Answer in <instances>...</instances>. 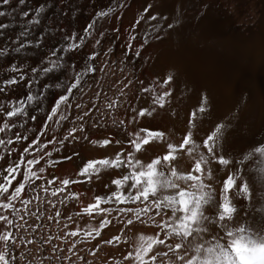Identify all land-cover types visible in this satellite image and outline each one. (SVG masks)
<instances>
[{
	"label": "bare ground",
	"instance_id": "1",
	"mask_svg": "<svg viewBox=\"0 0 264 264\" xmlns=\"http://www.w3.org/2000/svg\"><path fill=\"white\" fill-rule=\"evenodd\" d=\"M112 1L52 0L53 29L91 21L68 87L56 45L19 49L27 7H9L0 264H264V0Z\"/></svg>",
	"mask_w": 264,
	"mask_h": 264
},
{
	"label": "rangeland",
	"instance_id": "2",
	"mask_svg": "<svg viewBox=\"0 0 264 264\" xmlns=\"http://www.w3.org/2000/svg\"><path fill=\"white\" fill-rule=\"evenodd\" d=\"M4 4H1V2H0V4H1V6L2 5H4V6H2L3 8L2 9H4L3 11H2V13H3V15H4V18L5 19H7V20H5V22L2 24V26H1V30H0V35L5 39V41H6V51L8 52V51H10L11 52V47H10V45H11V34L13 33V30H14V27H13V24H12V22H11V20L9 19L10 18V16H11V13H12V10H10L11 8H9L10 7V5H12V1L13 0H1ZM27 0H25V2H26ZM66 2L65 0H58V4H60V5H62V7H63V5L65 4V3H63V2ZM70 0H67V2H66V4L64 5L65 7L64 8H66V5H67V3L69 2ZM72 1V3L73 2H75L76 0H71ZM71 1H70V3H68V4H71ZM79 1V0H78ZM76 1L77 3H80L81 1L83 2L84 0H81V1ZM119 1V2H118ZM114 0V1H112V2H115V4H116V2H118V5L120 4V2H121V0ZM229 2H232V3H234L236 0H228ZM24 2V0H22V2H21V7H23V10H25L26 9V7H27V9L25 10V11H23V10H20V11H23V12H20V15H21V19H20V22H19V24L17 25V27H16V31H17V33H18V35H17V37H18V47H19V49L20 50H26L30 45H32V44H36L37 42H39V43H46L45 45H47L48 47L47 48H53L54 47V45H56L57 46V48H59L60 49V51H59V54L62 56H59L60 57V60L61 59H63V61H64V63L65 62H67L68 61V63H66V66L64 67L65 69H62V70H60V72H59V80H60V76H61V80H63L62 82H61V84H60V87L62 86L63 87V85L65 84L66 85V83H67V87H68V84L69 85H71V84H74L75 82L74 81H76L77 80V74L76 73H74V72H77L78 73V69H80L81 70V67H82V65H83V61H84V57L83 56H79L78 57V55L73 51V49H74V47H73V42H70L69 40H73L74 39V34H73V32H75V33H78L77 31H79L78 30V26H76V24H77V22L76 21H74V22H72L71 24H69V23H64L65 21L63 20V22L61 23H59L60 24V27H58V29L57 28H55V29H53L54 28V26H48L51 22L49 21V23L47 22L48 20H49V18L48 17H50V20H52V18H56V16H57V14H56V11H54V12H52L53 11V6H52V0H29V1H27L26 3ZM28 2H29V4H28ZM111 2V3H112ZM77 3H73V5L72 6H74L75 4H77ZM89 3L90 4H92V2H90L89 1ZM88 3V4H89ZM23 4V5H22ZM25 4H27V5H29L30 7H28L27 5H25ZM47 4H49V5H47ZM89 4V5H90ZM108 4H110V3H108ZM107 4V5H108ZM25 5V6H24ZM33 5V6H32ZM87 5V8H86V12H87V14L88 15H90V16H92V15H94L96 12H94V11H96V7H94V5ZM1 6H0V9H1ZM48 6V7H47ZM76 6V5H75ZM93 6V7H92ZM32 7V8H31ZM50 7V8H49ZM112 7H113V5H112ZM119 7V6H118ZM48 8V9H47ZM114 8V7H113ZM1 9V10H2ZM34 9V10H33ZM50 9V10H49ZM106 7H105V11H106ZM118 9L119 8H115V9H113V12H112V14H114L115 12H117L118 11ZM27 10H28V12H27ZM42 10V11H41ZM52 10V11H51ZM9 12H10V15H9ZM25 12H27L26 13V15H31L32 17H33V23H35V24H33L32 25V27L34 26V29L32 28V29H30V26H28L26 23H27V20H25L24 18H25V16L26 15H24V13ZM36 12V13H35ZM30 13V14H29ZM43 13V14H42ZM53 13L54 14H56V16L55 15H53ZM8 14V15H7ZM39 14H41V16L39 15ZM45 14V15H44ZM46 14L48 15V14H50L49 16H46ZM51 14L54 16H52V18H51ZM111 14V15H112ZM37 15V16H36ZM44 15V16H43ZM111 15H109V16H111ZM8 16V17H7ZM38 16H39V18H41L42 16H43V18H41V19H39L38 18ZM27 17V16H26ZM39 19H37V18ZM44 17H46V18H44ZM45 19V20H44ZM34 20H35V22H34ZM37 20V21H36ZM44 20V21H43ZM24 21L26 22V23H24ZM45 21H46V23H45ZM86 21V20H85ZM85 21H83V22H85ZM22 22V24L23 25H20V23ZM36 22H38V23H36ZM40 22V23H39ZM43 22V23H42ZM76 22V23H75ZM83 22H78V24L77 25H79V24H81V23H83ZM89 21H87V22H85L84 24L86 25V27H87V25L88 24H90L91 25V21L88 23ZM63 23H64V25H63ZM108 23H109V19H108V17H106V19H104V23H102L103 24V26L105 27V25L107 24L108 25ZM39 24H40V26H39ZM42 24H46V26H48L50 29L52 28V31H56V32H54V33H56V34H54L52 31H50V29L49 28H47V27H45L44 25H42ZM48 24V25H47ZM73 24V25H72ZM105 24V25H104ZM24 25H26V26H24ZM36 25V26H35ZM75 26L76 28H74V27H70V26ZM90 25H88V27H87V29H89V27H90ZM106 25V26H107ZM22 26V27H21ZM23 26H24V29H23ZM44 26V27H43ZM80 26V25H79ZM84 26V25H83ZM21 27V28H20ZM28 27H29V29H28ZM39 27V28H38ZM40 27H42V28H40ZM82 27V26H81ZM108 27L109 26H107V27H105V28H103V29H105V30H102L103 31V33L104 34H107V33H111V31H107L106 32V30L108 29ZM111 27V26H110ZM18 28H20V29H18ZM61 28V29H60ZM62 28H63V30H62ZM70 28H72V29H70ZM80 28V27H79ZM107 28V29H106ZM44 29H45V31H44ZM57 29V30H56ZM75 29H77V30H75ZM81 29V28H80ZM111 29V28H110ZM27 30H28V34H27ZM30 30V31H29ZM36 30H38V33H37V31ZM40 30V31H39ZM62 30V31H61ZM73 30V31H72ZM75 30V31H74ZM19 31V32H18ZM48 33H47V32ZM21 32V33H20ZM50 32H52V33H50ZM60 32V33H59ZM65 32V33H64ZM71 32H72V34L73 35H71L70 36V34H71ZM30 33H31V35H30ZM68 33H70V34H68ZM102 33V34H103ZM19 34H23V35H25V36H21V35H19ZM35 34V35H34ZM47 34V35H46ZM49 34V35H48ZM53 34V35H52ZM62 34H64V35H62ZM68 34V35H67ZM108 34V35H109ZM27 35H29V38H31V39H26L27 37ZM56 36V37H53V36ZM61 35V36H60ZM68 37V38H66V36ZM34 36H36V37H34ZM39 39H38V38ZM43 37V38H42ZM50 37V38H49ZM23 39V40H22ZM34 39V40H33ZM37 39V40H36ZM42 39V40H41ZM45 39H47V40H45ZM58 39V40H57ZM63 39V40H62ZM67 39V40H66ZM35 40H36V43H34L35 42ZM42 41V42H40V41ZM43 40H44V42H43ZM50 40H51V42H50ZM19 41H21V42H19ZM27 41V42H26ZM52 42H54V43H52ZM91 42H92V35H91ZM30 43V44H29ZM53 45H52V44ZM25 44H28V45H25L26 46V48H24V45ZM72 45V46H71ZM22 46V47H21ZM53 46V47H52ZM22 48V49H21ZM24 48V49H23ZM68 53L70 54V56H72V61H71V67H70V62H69V59L67 58L69 55H68ZM73 54V55H72ZM83 59H82V58ZM80 60H83L82 62L80 61ZM63 61H61L62 63H63ZM73 62V63H72ZM63 63V64H64ZM82 63V64H81ZM74 64V65H73ZM81 64V65H80ZM68 65V66H67ZM68 68V69H67ZM72 71H71V70ZM68 70H70V71H68ZM73 72V73H72ZM80 72V71H79ZM63 74V75H62ZM75 76H74V75ZM15 75V74H14ZM14 75H9L8 77V82H7V79H5V78H7V76L3 79V81H2V83H4L5 84V80H6V84L8 83H10V85L11 84H13V83H15L16 82V80L17 79H15L16 78V76L14 77ZM13 76V77H12ZM76 77V78H75ZM11 78H12V80H11ZM75 78V79H74ZM59 82V83H60ZM63 82H66V83H63ZM72 82H74V83H72ZM71 83V84H70ZM7 84V85H8ZM70 130H72V129H70ZM39 172V171H38ZM61 182V181H60ZM62 226V228L64 229V231H65V233H67V238H69L68 237V232H69V230L71 229V228H76V225L74 224V223H69V224H67V223H65V224H63V225H61ZM76 233V232H75Z\"/></svg>",
	"mask_w": 264,
	"mask_h": 264
}]
</instances>
